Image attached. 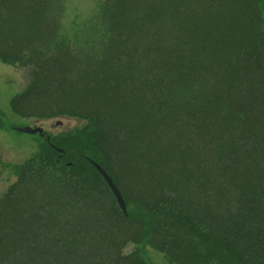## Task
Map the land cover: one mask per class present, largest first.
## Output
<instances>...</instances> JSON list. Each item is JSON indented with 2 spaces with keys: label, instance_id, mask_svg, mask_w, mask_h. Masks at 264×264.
<instances>
[{
  "label": "trees",
  "instance_id": "obj_1",
  "mask_svg": "<svg viewBox=\"0 0 264 264\" xmlns=\"http://www.w3.org/2000/svg\"><path fill=\"white\" fill-rule=\"evenodd\" d=\"M90 5L0 0L12 113L85 122L13 167L0 264H264V0Z\"/></svg>",
  "mask_w": 264,
  "mask_h": 264
},
{
  "label": "rangeland",
  "instance_id": "obj_2",
  "mask_svg": "<svg viewBox=\"0 0 264 264\" xmlns=\"http://www.w3.org/2000/svg\"><path fill=\"white\" fill-rule=\"evenodd\" d=\"M84 7H90V0H82ZM31 68H17L0 61V195L8 194L19 184L13 167L21 164L37 150L38 135L23 134L21 127H42L45 131L57 134L81 127L85 122L74 118L62 117L39 121L20 118L10 110L11 99L23 91L29 83ZM13 126L14 129L9 128Z\"/></svg>",
  "mask_w": 264,
  "mask_h": 264
},
{
  "label": "water",
  "instance_id": "obj_3",
  "mask_svg": "<svg viewBox=\"0 0 264 264\" xmlns=\"http://www.w3.org/2000/svg\"><path fill=\"white\" fill-rule=\"evenodd\" d=\"M17 131L23 134H29V135H43L44 134V129L42 127H21L17 128ZM47 140H50V137L47 136ZM57 151L62 152V150L57 149ZM92 165L99 171V173L102 175L106 183L108 184L109 188L115 195L117 202L121 208V210L127 214V204L125 199L123 198L121 192L119 191L118 187L115 185L113 179L109 176V174L95 161L88 159Z\"/></svg>",
  "mask_w": 264,
  "mask_h": 264
}]
</instances>
